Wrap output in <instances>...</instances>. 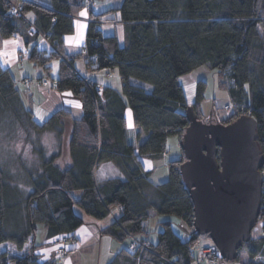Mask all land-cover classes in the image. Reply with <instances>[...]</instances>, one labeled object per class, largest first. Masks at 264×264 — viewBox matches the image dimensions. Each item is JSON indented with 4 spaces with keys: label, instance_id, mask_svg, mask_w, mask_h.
<instances>
[{
    "label": "trees",
    "instance_id": "16d2710c",
    "mask_svg": "<svg viewBox=\"0 0 264 264\" xmlns=\"http://www.w3.org/2000/svg\"><path fill=\"white\" fill-rule=\"evenodd\" d=\"M48 3L50 6L34 0H0V57L8 37H18L28 47L40 35L45 36L53 48L34 45L24 53L29 57H24L44 69L59 93L70 92L80 99L83 113L73 119L68 110L59 109L37 122L26 105L32 104L35 79L32 91L27 92L0 59V117L15 120L25 132L29 128L37 134L53 133L59 144L49 155L43 146L34 149L39 157L37 167L22 170L28 189L0 167V244L7 241L22 250L33 243L38 225L48 229L50 240L67 235L71 242L73 232L85 223L76 208L98 220L118 208L116 221L103 234L118 242L137 237L148 247L131 252L126 245L107 264H190L201 246L200 238L208 236L194 232L193 201L179 170L185 161L181 148L188 125L185 113L192 105L200 120L213 122L219 115L214 109L210 117L202 114L208 82L197 80L189 99L180 78L202 68L215 72L220 78L218 86L226 89V102L232 106L220 123L241 115L255 118L257 144L264 155V0H123L116 11L124 25V45L116 36H103L102 14H90L81 55H86L87 64L96 56L98 70H116L122 86L121 92L106 87L101 95L97 83L81 77L73 66L81 55L69 56L64 50V36L73 32V17L83 9L82 0ZM17 7L18 16L9 14ZM54 60L59 69L51 78ZM129 108L133 126L139 129L137 139L141 133L145 135L137 148L140 156L162 158L169 149L168 139L179 140L180 157L167 162L165 182L149 180L151 172L144 170L126 139L125 112ZM64 143L72 163L67 168L56 163L64 155ZM104 162H112L121 177L99 179ZM261 198L257 220L264 230V179ZM156 214L180 218L193 230L192 235L183 240L164 221L157 242L150 243L143 237L148 233L144 224ZM243 248L250 259L245 264H264V232L252 234L239 251ZM34 249L32 245L21 255L2 252L0 264H59L55 259L42 262Z\"/></svg>",
    "mask_w": 264,
    "mask_h": 264
},
{
    "label": "crops",
    "instance_id": "0c3cea01",
    "mask_svg": "<svg viewBox=\"0 0 264 264\" xmlns=\"http://www.w3.org/2000/svg\"><path fill=\"white\" fill-rule=\"evenodd\" d=\"M37 3H41L40 0H34ZM97 1V11L101 16L100 19V30L105 37H117L118 43L120 45H124V25L122 21H120V14L116 9L121 5L123 0H96ZM45 6H50V3H41ZM90 13L86 10L82 9L77 16L73 17L74 30L71 34L64 36V50L65 53L69 56L82 54L84 51V43L86 39V31L89 25ZM19 48L17 54L15 55L16 61L10 59L9 50L7 49L3 54L1 52V63L3 67L10 69L14 79L18 82L21 78L27 77L35 79V85L33 87V94L31 96L32 104L26 102L27 108L34 112V117L37 122H42L48 119L55 111L59 109H66L70 112L71 117L73 119L79 118L83 110L81 109L80 99L74 97L70 92L59 93L52 86V82L49 78L46 77V72L43 68L35 65L34 62L29 61L26 57H24L29 50L30 47L37 45L39 49L50 50L48 44L42 40L41 38L38 41L31 43L28 47L24 46V42L19 38ZM4 46V45H3ZM23 48V49H21ZM21 56V58H20ZM58 61L54 60L50 64L52 67L51 70V78H55L58 74ZM87 64L86 55H81L77 59L74 60L73 66H75L79 75L83 78L90 79L95 84L100 85L102 87H111L119 92H121L122 86L121 83L116 80L112 81V75H115V71L110 70H98L95 71L89 70ZM39 67V68H37ZM204 71V70H203ZM198 72H192V74L184 75L180 78V83H182L184 91L185 88L194 89L195 82L200 78L203 74ZM99 72L104 73V78L100 75ZM116 76V75H115ZM102 77V78H101ZM42 79H47L48 83L41 84L40 81ZM143 86L150 90L149 87L143 84ZM193 91V90H192ZM193 96V92L191 97ZM24 98L27 95L24 94ZM228 99H226L227 101ZM205 101V100H204ZM225 101V102H226ZM203 103V102H202ZM216 104L215 101L213 102ZM203 105V104H202ZM128 110V109H127ZM127 110L125 112L126 118V139L130 144H132L134 153L139 161H141L142 167L146 171H150L151 174L149 176V180L153 184H160L165 182L168 178L169 170H167V162L170 160H175L180 157V148H179V140L177 137H171L168 139V151L164 154L162 158H151L148 156H140L138 153V146L142 142L145 135L141 133L139 139H137V134L139 129L133 126V122L129 127ZM64 156V155H63ZM61 156V158L63 157ZM59 158V159H61ZM61 167L67 168L72 165L71 158L67 153L64 161L59 163ZM99 179L111 178V177H121L120 172H118L117 168L113 165L112 162H104L101 164L100 169L98 171ZM15 181V180H14ZM19 181V180H18ZM22 187L29 186V183H25L19 181ZM28 189V187H27ZM75 209L76 214L79 217H82L85 221L83 225L77 230L73 232L72 240L67 246L68 256L65 258L64 262L59 264H107L111 261V258L114 254L119 253L121 250L126 248L128 244V239L124 240V242H118L115 238L103 234V231L106 230L113 222L116 221V218L119 212L118 208H113L111 213L108 214L107 217L98 220L93 216L87 215L84 210L81 208ZM176 219L173 216H162V215H152L146 222L145 227L148 231L146 236H143L150 243L157 242V232L161 228V222L169 221L172 224L173 230L179 234L181 239L188 240L192 235L193 230L186 224H179L181 229H175V225H177ZM262 223L255 229L256 233L254 235H262L264 230L262 229ZM48 229L43 227L42 225H38L37 233L34 238L33 243L26 244L22 250H17L19 254L28 253L29 250L35 247L34 251L37 255H40V260L42 262H50V260H54L55 250L51 246V236L48 234ZM253 234V232H252ZM9 242L0 244V250L2 252L9 251L7 249H11ZM6 246V247H4ZM1 252V253H2ZM250 259L245 258L243 264L248 262ZM190 264H197L194 261ZM203 264V263H201ZM216 264H224L217 262Z\"/></svg>",
    "mask_w": 264,
    "mask_h": 264
},
{
    "label": "water",
    "instance_id": "95a60500",
    "mask_svg": "<svg viewBox=\"0 0 264 264\" xmlns=\"http://www.w3.org/2000/svg\"><path fill=\"white\" fill-rule=\"evenodd\" d=\"M182 135L185 161L179 170L193 201V229L207 235L221 259L232 262L258 223L264 155L255 118L223 124L198 119L192 105Z\"/></svg>",
    "mask_w": 264,
    "mask_h": 264
},
{
    "label": "rangeland",
    "instance_id": "374dc122",
    "mask_svg": "<svg viewBox=\"0 0 264 264\" xmlns=\"http://www.w3.org/2000/svg\"><path fill=\"white\" fill-rule=\"evenodd\" d=\"M39 1V0H38ZM96 1V0H95ZM41 3H47L48 0H40ZM83 9L87 11L89 7L88 1H83ZM96 7H97V1ZM88 5V6H87ZM19 43V38L15 37H8L7 39L4 40V46H2V53L4 54L5 51L8 49L9 50V56L10 59L16 61L15 55L17 54L19 48L17 46ZM23 49V48H21ZM2 58V57H1ZM57 61V60H56ZM39 68V67H37ZM204 70V71H203ZM203 71V74L200 78L202 80L204 79L207 84V88L205 90L206 93V99L203 101L201 110L202 114L206 117H210L213 112V109L216 110L215 115H219V118H214V122H220L222 120H226L229 114H227V110H224L226 107L227 102L225 103L227 99V92L226 89H221L218 86V75L215 72L209 71L206 68L198 69L195 72L201 73ZM102 76L104 78V73L99 72L98 76ZM116 75V76H115ZM115 75H112V81L118 80L120 82V75H118V72L115 71ZM101 77V78H102ZM100 86V85H98ZM102 87V86H100ZM21 88H23L21 86ZM105 88V87H103ZM193 90V89H192ZM188 87L185 88V94H187V97L191 99L192 91ZM215 101V105L214 102ZM231 112V111H230ZM127 117L129 118L127 122H129L128 126L130 127L133 118H132V112L131 109L129 108L127 110ZM233 121V120H232ZM231 121V122H232ZM68 124V123H67ZM26 130V128H25ZM24 128L21 129V125L15 120L10 119L6 117L5 115H1L0 117V167L5 170V173L7 174V177L9 178H17L19 181L25 182V177L23 176V169L26 170H33L35 167H37L39 157L38 154H35L34 149L38 147H44L46 150V154L49 155L50 152L53 153L59 146L57 143V139L54 136L53 133L50 132H44V134H37L35 132H32L31 129L25 132ZM65 142V141H64ZM35 147V148H33ZM50 149V150H48ZM66 144L64 143L63 145V153L64 156L61 159H57L56 163H61L64 161V158L66 156ZM262 176L264 177V168L262 170ZM79 210V209H78ZM174 217V216H173ZM176 220L177 225H175V229H181L179 224H184V222L180 218L174 217ZM261 223L258 222L257 225L253 228V235L256 233L255 229L259 227ZM10 244V242H9ZM12 244V243H11ZM199 244L201 245H210L211 241L207 237H201ZM11 246V249H7L12 254L15 255H21L18 252H16V248L14 245H8ZM6 247V246H4ZM2 250H0L1 254ZM240 255L239 258L236 260H233L232 262H224L220 260V263L224 264H243V261L245 258H247L248 254L245 253V249H241L239 251Z\"/></svg>",
    "mask_w": 264,
    "mask_h": 264
},
{
    "label": "built area",
    "instance_id": "2783aa9c",
    "mask_svg": "<svg viewBox=\"0 0 264 264\" xmlns=\"http://www.w3.org/2000/svg\"><path fill=\"white\" fill-rule=\"evenodd\" d=\"M83 1H85V3L86 1L90 2L87 12H89L90 14H93L97 11L95 0H83ZM9 14L18 16L20 14V10L18 7L14 8L13 10L10 11ZM33 32H35L34 28L31 29V33ZM40 38L48 44V46L50 47V50L53 48L52 46L49 45L45 36L40 35ZM26 57L28 58L29 54H26ZM87 66L90 70H95L98 68L96 56L95 57L92 56L89 58ZM19 83L22 87H25L27 92L32 91L31 88H32L33 79L21 78ZM42 84H47V81L45 79H42ZM96 89H97L98 94L101 95L104 88L97 85ZM231 107L232 106L230 104H226L225 110H230ZM50 243H51L52 248L55 250V253H54L55 260L58 261L59 263L64 262L65 258L68 256V253H69L67 250V246L70 243L69 236L60 235L59 237H55L51 239ZM127 247L131 252H136V250H138L139 247H141V249H146L148 247V244L147 242L141 241L139 238L135 237V238H131V240L127 244ZM194 255L195 256H194L193 261L197 264H201V263L216 264L221 259L218 248L212 242L210 245H201L196 250Z\"/></svg>",
    "mask_w": 264,
    "mask_h": 264
},
{
    "label": "clouds",
    "instance_id": "9594fccd",
    "mask_svg": "<svg viewBox=\"0 0 264 264\" xmlns=\"http://www.w3.org/2000/svg\"><path fill=\"white\" fill-rule=\"evenodd\" d=\"M214 122V121H213Z\"/></svg>",
    "mask_w": 264,
    "mask_h": 264
}]
</instances>
